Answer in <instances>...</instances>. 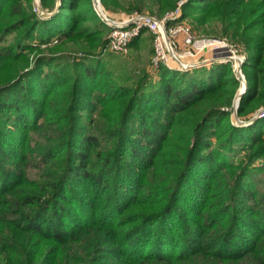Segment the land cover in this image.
<instances>
[{
	"label": "trees",
	"instance_id": "obj_1",
	"mask_svg": "<svg viewBox=\"0 0 264 264\" xmlns=\"http://www.w3.org/2000/svg\"><path fill=\"white\" fill-rule=\"evenodd\" d=\"M181 1L246 42L238 114L264 107V0L102 3ZM41 2L0 0V264H264V118L236 124L232 64L127 85L96 54L94 0Z\"/></svg>",
	"mask_w": 264,
	"mask_h": 264
},
{
	"label": "built area",
	"instance_id": "obj_2",
	"mask_svg": "<svg viewBox=\"0 0 264 264\" xmlns=\"http://www.w3.org/2000/svg\"><path fill=\"white\" fill-rule=\"evenodd\" d=\"M183 4L184 1H181L177 9L161 18L143 11L125 14L121 19H111L104 14L105 22L110 27L105 50L127 54L132 42L147 32L153 36V68L164 64L170 69L185 71L209 60L227 62L231 59L238 72L245 58L237 55L226 39H200L189 23L179 19ZM41 8L40 0H36L35 10L38 12ZM205 51H212L213 57L200 60L199 54ZM255 115L256 119L264 118V107Z\"/></svg>",
	"mask_w": 264,
	"mask_h": 264
},
{
	"label": "rangeland",
	"instance_id": "obj_3",
	"mask_svg": "<svg viewBox=\"0 0 264 264\" xmlns=\"http://www.w3.org/2000/svg\"><path fill=\"white\" fill-rule=\"evenodd\" d=\"M40 3L42 5L41 0H40ZM96 5H97L96 0H94V7H95L97 14L99 15L100 19L103 22H105V20L101 16V13L99 12V9ZM35 6H36V0H34V5H33L34 12L40 18H47L46 16H43V14L45 13L42 10L43 8H41V10H39L37 12L35 10ZM100 7H101L102 13L107 15L111 19H121L124 17L125 14H132L131 12L124 10V9H121V8L116 9L114 7H111V9H107L103 5L102 0L100 3ZM149 10L150 9L146 7L145 10H143V12L151 13ZM156 16L161 18V16H158V15H156ZM183 21H186L187 23H189L192 26L194 32L198 35V37L200 39H203V38H205V39L206 38H208V39H210V38L226 39V41L229 43V45L236 51V54L244 57L245 58L244 63L246 62V60L248 58V47L246 46V42H244L242 40H236L235 38H232L229 35L223 33L221 21L215 20L213 25L205 26V30H204V28H201L202 29L201 30V29H198L196 26H194L192 17L191 18L188 17V18L184 19ZM107 33H109V32H107ZM106 36H108V34ZM16 38H17L16 34H11L10 36L7 37L6 41H7V43H9V42L14 41ZM45 45L46 44H43L41 47H45ZM105 47H106V45L102 49H99L96 52V54L98 55V53L101 52L102 64L107 66L109 69H111L113 71V73L118 78H121V80H120L121 83H125L127 85H134L136 83V80L139 79L141 76H143L147 72L150 75L149 76L150 80L155 81L156 77L158 76L159 67L153 68L152 58H153V54H154V43H153V36L150 33H147V32L142 33L141 37L137 40V42L135 44H133L131 46L130 52L127 54H120V53L113 52L111 50H105ZM34 55L35 54L33 53L32 57ZM76 55L84 56L85 53L84 52H78ZM212 55H213L212 51H205V52H202L201 54H199L198 58L200 60L212 58L213 57ZM218 61L221 62L220 60H218ZM214 62L215 61L209 60L205 64H200L199 66H196V67L192 68L191 70H185L182 72H188V71L193 72L197 69H205V68L209 69V67H211ZM230 63L232 64V66L234 68V72L237 76V71L234 67V64L232 62H230ZM242 74H244L245 80H246V74H245V70L243 69V66H242ZM241 84H242V82H241ZM242 86L240 87L239 92H240ZM234 103H235V100H234ZM261 108L259 110H261ZM259 110H257V111H259ZM255 113H252V114H250L248 116H244V117H240L239 114L238 113L237 114H238L240 119L245 120V121H249L255 115ZM233 117L236 118L234 105H233ZM235 122L237 125H241L238 121H235ZM262 163H263L262 158L259 159L258 161H256V165H259ZM259 175L261 177H264V173L259 174ZM260 176H258V177H260ZM259 189L261 191H263L264 185H260Z\"/></svg>",
	"mask_w": 264,
	"mask_h": 264
},
{
	"label": "water",
	"instance_id": "obj_4",
	"mask_svg": "<svg viewBox=\"0 0 264 264\" xmlns=\"http://www.w3.org/2000/svg\"><path fill=\"white\" fill-rule=\"evenodd\" d=\"M96 4H97L96 6L99 9V12L101 13V16L105 20L106 17L104 16V14L101 11L100 0H96ZM230 60L231 59H228L227 62H229ZM202 64H205V63H202ZM242 66H243V64L240 65L239 71L237 72V78L239 80H241L243 86H242L239 94L237 95V97L235 99V103H234V107H235V117H236L237 121L241 125H248V124L252 123L256 119V115L253 116L249 121H245V120L240 119L239 116H238V114H237L238 113L239 106H240V103H241V100H242L244 94L246 93V91L248 89V84H247V82L245 80V76H244V74H242Z\"/></svg>",
	"mask_w": 264,
	"mask_h": 264
}]
</instances>
